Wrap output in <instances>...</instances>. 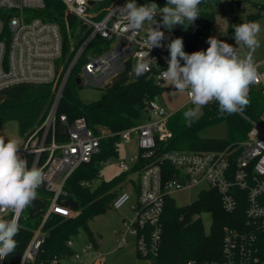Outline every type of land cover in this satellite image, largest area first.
I'll return each instance as SVG.
<instances>
[{"label":"built area","instance_id":"2783aa9c","mask_svg":"<svg viewBox=\"0 0 264 264\" xmlns=\"http://www.w3.org/2000/svg\"><path fill=\"white\" fill-rule=\"evenodd\" d=\"M59 1L64 8L61 21L39 14L46 8L45 0H0V90L18 84H52L55 92L40 127L26 135L20 149L21 157L27 162L29 157L32 158L29 168L33 164L43 168L45 187L54 194L41 225L24 251L23 262L34 260L42 247L45 234L40 228L52 213L64 217L79 214V210L66 204L70 196L66 181L83 163L91 162L101 149L102 139L114 134L106 129L96 133L84 117L69 123L67 117L61 115L60 120L68 127V139L61 143L56 141V110L72 71L79 66L76 78L80 84L106 87L128 61L136 64L141 54L150 52L157 65L153 63L146 74L161 84L164 80L160 71L167 69L170 59L168 41L171 34L168 37L169 29L163 25L160 13L156 20L165 39L161 41V47L151 49L148 34L152 28L147 22L133 41L127 39L130 33L124 29L128 22L118 10L127 0ZM236 1L240 7L244 0ZM251 1L264 4V0ZM70 15L78 24L74 30L68 20ZM98 36L111 44L102 53L80 64L81 57ZM254 63L259 82L250 86L248 95L253 87H261L264 94V58ZM188 102L191 103L189 97ZM149 111L150 117L144 122L120 132L121 142H129L134 135L138 136L141 153L130 158L136 162L141 156L153 155L158 139L168 141L173 135L168 123L175 112L169 111L155 98L149 102ZM240 114L250 122L251 128L248 137L239 145L208 151L168 150L162 153L158 162L141 169L140 198L133 207L136 214L125 220L127 230L123 233L120 247L126 244V234L131 233L137 239L140 255L149 259L155 257L162 240L161 217L165 196L205 182L208 188L203 190L216 189L227 213L235 212L240 201H245V223L224 227L223 257L214 264H264V110L257 118L244 112ZM163 161L173 164L175 171L167 179L163 178ZM117 165L126 167L122 160ZM82 184L92 186L88 181ZM129 198L130 193L122 190L112 202V207L121 209ZM8 213L9 209H0V217ZM68 245L73 246L72 239ZM94 246L91 243L81 252L74 251L71 257L80 264H105L101 252L86 261ZM53 262L57 263V260Z\"/></svg>","mask_w":264,"mask_h":264},{"label":"trees","instance_id":"16d2710c","mask_svg":"<svg viewBox=\"0 0 264 264\" xmlns=\"http://www.w3.org/2000/svg\"><path fill=\"white\" fill-rule=\"evenodd\" d=\"M45 1L46 8L39 14L47 19L61 21L64 13L61 2ZM127 2L128 0L125 4ZM136 2L140 5L154 2L161 7L166 4V0H136ZM220 2L221 0H202L199 5L200 16L191 25L185 21L184 24H179L178 28H171L168 37L173 33L176 38H181L186 53L201 51V39L208 34L215 23L214 9ZM235 2L237 3L236 0ZM68 20L74 30L78 26L77 21L71 15ZM109 44L111 43L105 38L96 37L81 57L80 64L102 53ZM134 65L128 61L112 83L105 87L103 95L92 102H85L79 97L78 91L84 86L78 83L76 78L79 66L72 71L56 110L54 131L56 141L61 143L68 139V127L60 120L61 115H65L69 123L78 117H84L89 127L96 133L106 129L114 134L102 139L101 149L93 156L91 162L83 163L66 181L65 187L70 196H74L80 204L79 214L76 217H64L52 213L40 228L45 234L42 247L34 260L23 262L24 251L36 229L41 225L54 195L46 189L43 182L37 190V198L18 217L20 230L15 237L17 246L14 253L0 260L1 264H64L63 260L71 257L74 252L72 246L68 245L72 236L82 226H87L90 218L112 205L120 193V190H115L114 187L123 180L126 172L110 180H102L96 187H93V182L101 176L103 162L118 155L121 143L120 132L150 117L149 102L163 89L161 84L148 77L146 73L137 77L133 72ZM54 93L52 84H18L0 90V124L10 120L18 121L19 133L25 138L29 132L39 127L40 122L46 117ZM248 99L249 104L243 112L252 118H257L264 110L262 88L253 87ZM181 111H176L169 119L172 137L168 141L158 139L153 155L141 156L132 171L140 172L143 167L158 162L162 153L168 150L208 151L223 149L228 145L237 146L248 137L251 128L250 122L240 113L221 115L217 102L204 106L202 115L192 117L191 121L187 120ZM220 122L227 124V137H209L201 134L205 128ZM139 152L141 153V150ZM31 161L32 158L29 157V167ZM172 165L167 161L161 163L164 179L174 175ZM85 181L92 183V186L83 185ZM206 211L211 212L213 216L209 233L205 230L200 216ZM13 215L14 213L9 210L8 214L0 218L10 220ZM161 222L162 240L158 254L150 259L151 264H189V262L214 264L223 257L224 227L240 226L245 223V201H240L235 212L227 213L216 189L201 191L195 201L185 206L177 205L171 195H166ZM54 260H57V263H54Z\"/></svg>","mask_w":264,"mask_h":264},{"label":"clouds","instance_id":"9594fccd","mask_svg":"<svg viewBox=\"0 0 264 264\" xmlns=\"http://www.w3.org/2000/svg\"><path fill=\"white\" fill-rule=\"evenodd\" d=\"M201 3L202 0H166L161 8L154 2L140 5L136 0H128L118 10L128 22L124 30L130 33L129 41L134 40L146 22L151 25L148 43L152 49L161 47V41L165 39L156 20L158 13L163 25L171 30L174 24L182 25L185 21L191 25L200 16ZM234 29L236 45L242 44L249 50L243 57L237 54L235 47L215 37L208 38L206 51L191 54L183 50L181 38L168 45V67L160 71V76L180 93L187 92L191 103L196 106L184 113L187 120L191 121L200 108L212 102L218 103L221 115L243 113L249 104V88L259 82L252 54L260 47L258 35L261 26L249 22L235 25ZM153 63L157 65L150 52L141 54L133 67L134 74L137 77L144 75ZM20 149L17 139L0 137V209L14 213L10 220L0 218V260L14 253L17 246L15 237L20 230L18 216L37 198V190L45 181L43 168L35 164L29 168L27 159L20 155Z\"/></svg>","mask_w":264,"mask_h":264},{"label":"rangeland","instance_id":"374dc122","mask_svg":"<svg viewBox=\"0 0 264 264\" xmlns=\"http://www.w3.org/2000/svg\"><path fill=\"white\" fill-rule=\"evenodd\" d=\"M216 21L212 25L211 30L206 36L201 39V45L207 49L209 37H215L218 40L224 41L235 47L237 54L243 57L248 53V49L240 44L235 45L234 26L242 23L256 22L261 26V31L258 35L260 47L252 54L254 62L264 58V4H256L251 0H244L239 4L235 0H221L219 5L214 9ZM75 39V35L73 34ZM126 44H129L126 39H121ZM132 45V44H129ZM162 91L156 95L155 99L164 105L169 111H179L185 113L190 109H195V105L188 102L187 92L180 93L175 88L170 86L166 81L161 83ZM105 87L85 84L79 89V97L85 102H92L99 99L104 92ZM203 107L200 108L195 117L202 115ZM153 115V113H151ZM154 117V116H153ZM43 121V120H42ZM39 124V127L42 123ZM145 119L138 123L144 122ZM19 123L16 120H10L0 124V137L7 139H17L22 145L23 136L19 133ZM203 136L225 138L228 136V128L226 122H220L207 127L201 132ZM138 136L134 135L129 142H121L119 144L118 155L111 157L103 165L101 176L93 182V187H96L102 180H110L123 172L126 176L117 183L115 190H127L130 193L129 200L121 209H115L109 206L105 211L95 215L88 220L87 226H82L79 231L72 236L74 251L81 252L83 248L88 247L91 243L95 246L88 255L86 261L89 262L97 253L104 254L105 264H151V260L140 255L137 250V239L131 234H126V244L120 247V242L123 233L127 230L125 220L135 216L136 210L133 208L138 202L139 197V181L140 172L132 171L131 169L136 161L130 158L139 153ZM125 161L126 167L122 168L117 165L118 161ZM208 188V185L200 183L192 185L190 188L173 191L171 196L179 206H185L195 201L199 197V193ZM205 230L209 233L213 216L211 212H203L201 215ZM94 239V240H93ZM64 264H80L73 258L65 259Z\"/></svg>","mask_w":264,"mask_h":264},{"label":"water","instance_id":"95a60500","mask_svg":"<svg viewBox=\"0 0 264 264\" xmlns=\"http://www.w3.org/2000/svg\"><path fill=\"white\" fill-rule=\"evenodd\" d=\"M179 24H174L172 26V28H178ZM176 39L175 35L173 33H171L170 39L168 41V44L171 43L172 40ZM66 204L70 207H72L75 210H78L80 207L79 202L74 198V196H69L68 199L66 200ZM1 264V262H0Z\"/></svg>","mask_w":264,"mask_h":264},{"label":"crops","instance_id":"0c3cea01","mask_svg":"<svg viewBox=\"0 0 264 264\" xmlns=\"http://www.w3.org/2000/svg\"><path fill=\"white\" fill-rule=\"evenodd\" d=\"M234 44L236 45V43L234 42ZM205 46H202V45H200V50L201 51H206V49L204 48ZM263 58H261V59H259V60H257V61H260V60H262ZM173 112H175V111H173ZM149 115H150V111H149ZM23 139H25V138H23ZM23 143H24V140L22 141ZM23 143H22V145L20 146L21 148H22V146H23ZM70 258H72V257H69V258H66V259H70ZM65 260V259H64ZM64 260H63V263H64Z\"/></svg>","mask_w":264,"mask_h":264}]
</instances>
